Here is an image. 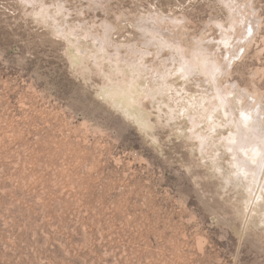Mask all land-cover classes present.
Listing matches in <instances>:
<instances>
[{
    "label": "rangeland",
    "instance_id": "1",
    "mask_svg": "<svg viewBox=\"0 0 264 264\" xmlns=\"http://www.w3.org/2000/svg\"><path fill=\"white\" fill-rule=\"evenodd\" d=\"M232 134L264 147V0H0V264H264Z\"/></svg>",
    "mask_w": 264,
    "mask_h": 264
},
{
    "label": "bare ground",
    "instance_id": "2",
    "mask_svg": "<svg viewBox=\"0 0 264 264\" xmlns=\"http://www.w3.org/2000/svg\"><path fill=\"white\" fill-rule=\"evenodd\" d=\"M218 98L219 99H221L222 97L220 96V95H218ZM245 114V113H244ZM245 119V118H244ZM247 120V119H246ZM244 122V121H243ZM248 122V121H247ZM237 123V122H236ZM238 129H240L239 128V125L241 126L242 125V122L241 121H239L238 123ZM248 124V123H247ZM246 124V125H247ZM254 128V126H250V130L251 129H253ZM237 129V128H236ZM249 129V128H248ZM256 130H258L257 128H255ZM254 129V130H255ZM249 130V131H250ZM254 130H251V132L253 131L254 132ZM238 131V130H237ZM256 132V131H255ZM254 132V133H255ZM258 134H260V133H258ZM258 134H255V135H257V136H259ZM261 135V134H260ZM263 135V134H262ZM238 136V135H237ZM256 136V137H257ZM262 136H259V138H261ZM262 138H264V137H262ZM252 140V139H251ZM259 140H261V139H259ZM264 140V139H263ZM224 141L225 142H227L228 144H227V146H225V147H227L229 150L230 149H232V150H236V154H238V153H243L244 154V157L245 158H239L238 160H237V166H238V169H239V171H242L244 174H245V176L246 175H252V174H256L258 171H259V168H260V166H261V164H260V157H262V160H263V158H264V147L263 146H260L259 144H252L253 145V147L251 148V145L249 146V145H246V143H245V139L244 138H239V139H237L236 137H235V135H233L232 134V137H231V139L230 138H224ZM254 141V140H253ZM235 142V144H233ZM256 142V141H255ZM261 142V141H260ZM248 144H249V142H248ZM250 148V150H248ZM260 158V159H259ZM261 160V161H262ZM262 163V162H261ZM262 164H264V163H262ZM264 167V166H263ZM237 169V170H238ZM257 175V174H256ZM264 176V171H263V175L261 176V177H263ZM251 178H252V176H251ZM264 178V177H263ZM260 180V179H259ZM261 181H262V179H261ZM258 183V182H257ZM263 183V182H262ZM259 186H260V182L258 183V188H259ZM260 192V191H259ZM253 193V192H252Z\"/></svg>",
    "mask_w": 264,
    "mask_h": 264
}]
</instances>
